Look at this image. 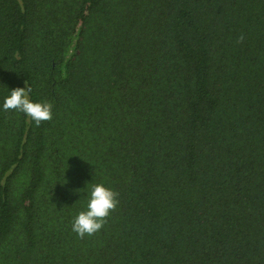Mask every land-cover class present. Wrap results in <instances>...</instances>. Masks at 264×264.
Instances as JSON below:
<instances>
[{"label":"trees","instance_id":"16d2710c","mask_svg":"<svg viewBox=\"0 0 264 264\" xmlns=\"http://www.w3.org/2000/svg\"><path fill=\"white\" fill-rule=\"evenodd\" d=\"M0 264H264V0H0Z\"/></svg>","mask_w":264,"mask_h":264},{"label":"clouds","instance_id":"9594fccd","mask_svg":"<svg viewBox=\"0 0 264 264\" xmlns=\"http://www.w3.org/2000/svg\"><path fill=\"white\" fill-rule=\"evenodd\" d=\"M244 39V35L241 34L237 38V43H242ZM31 91L28 84L26 87L12 89L10 95L3 102V109L22 112L39 126L42 122L50 121L53 118L52 104L50 102H33L29 96ZM118 195V192L102 183L92 185L87 208L73 218L72 231L81 239L100 231L107 223L110 214L116 210L119 204Z\"/></svg>","mask_w":264,"mask_h":264}]
</instances>
